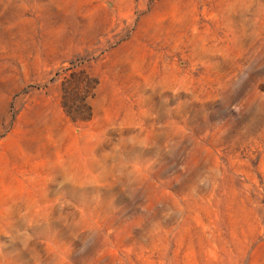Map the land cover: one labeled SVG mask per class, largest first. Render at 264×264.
<instances>
[{"label": "rangeland", "instance_id": "1", "mask_svg": "<svg viewBox=\"0 0 264 264\" xmlns=\"http://www.w3.org/2000/svg\"><path fill=\"white\" fill-rule=\"evenodd\" d=\"M0 264H264V0H0Z\"/></svg>", "mask_w": 264, "mask_h": 264}]
</instances>
